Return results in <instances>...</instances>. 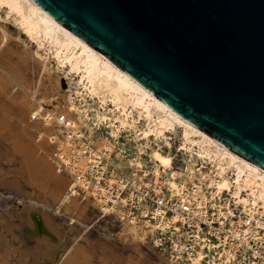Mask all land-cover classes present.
Here are the masks:
<instances>
[{"label": "bare ground", "instance_id": "obj_1", "mask_svg": "<svg viewBox=\"0 0 264 264\" xmlns=\"http://www.w3.org/2000/svg\"><path fill=\"white\" fill-rule=\"evenodd\" d=\"M4 18L13 19L36 49L28 44H22L20 51L16 49ZM32 61L41 70L36 86H32L27 72ZM59 68L68 72L69 87L55 74ZM74 83L77 90L73 93ZM16 85H22L23 90H14ZM92 100L97 105L89 102ZM62 115L73 124L71 128L60 121ZM96 126L110 134L107 139L97 137L98 149L114 150L118 140L131 138L130 134L138 141L140 152H145L151 141L156 142L150 153L155 161L154 172L159 179L167 173L166 182L175 192L187 189L189 183L198 190L205 185L219 193L229 191L246 207L264 206V167L177 112L37 0H0V183L20 187L26 182L33 189L34 198L25 199V220L38 241L29 252L14 247L7 238L8 224L0 216V264H15L14 258L18 264H38L37 260L43 261L45 256L57 252L59 237L51 210L58 208L73 221L87 225L85 219L96 207L104 211V216L120 209L116 204L103 205L81 178V144L66 134ZM176 140H180L177 150L188 156L181 170L173 167L176 157L170 153ZM6 158L19 159L18 168L5 166ZM150 233L155 234V228L133 222L122 235L131 237L133 251L120 261L115 248L92 250L78 241L72 249H61L62 264H176L178 259L168 253H158L155 259L146 256L138 241ZM46 234H51L54 246L41 242ZM156 242V246H161ZM17 251L19 255H15ZM29 255L34 256L32 261L28 260ZM202 257L200 253L190 259L193 264H205Z\"/></svg>", "mask_w": 264, "mask_h": 264}, {"label": "water", "instance_id": "obj_2", "mask_svg": "<svg viewBox=\"0 0 264 264\" xmlns=\"http://www.w3.org/2000/svg\"><path fill=\"white\" fill-rule=\"evenodd\" d=\"M177 112L264 167V0H37Z\"/></svg>", "mask_w": 264, "mask_h": 264}, {"label": "built area", "instance_id": "obj_3", "mask_svg": "<svg viewBox=\"0 0 264 264\" xmlns=\"http://www.w3.org/2000/svg\"><path fill=\"white\" fill-rule=\"evenodd\" d=\"M60 121L73 125L63 115ZM72 131L66 134L81 144V178L103 205H118L113 213L122 220L155 228L160 247H167L178 262L193 264L190 257L201 253L205 264H264V206L246 207L229 191L205 185L198 190L189 183L175 192L167 173L157 177L147 151L123 149L118 143L111 151L98 149L88 130ZM175 160L173 167L180 170Z\"/></svg>", "mask_w": 264, "mask_h": 264}, {"label": "rangeland", "instance_id": "obj_4", "mask_svg": "<svg viewBox=\"0 0 264 264\" xmlns=\"http://www.w3.org/2000/svg\"><path fill=\"white\" fill-rule=\"evenodd\" d=\"M3 14L6 15L5 12H3ZM3 23L6 24L9 31L13 35L12 42L16 49L20 51V49H22L21 47H23L22 44H28L34 50L36 49L35 43L27 39V37L24 35V32L19 30L18 25H16L13 19L4 18ZM19 56L20 54H17L16 58H19ZM30 66L32 68L31 69L29 68L27 72L31 76L32 86L34 85L36 86L41 76V70L39 68L38 69L36 68L34 61L31 62ZM55 74L61 77L64 83L66 84L68 83L69 79H68V72L66 71V69L59 68ZM67 87H69L68 84ZM14 88H15L14 90L16 91L23 90L22 85L21 86L16 85V87ZM76 90H77V86L76 83H74L72 84V92L74 93V91ZM89 102L93 103L94 105H97V103H95L93 100ZM84 130H88V129L84 128ZM88 133L95 139V142L97 141L98 136H103L106 139L110 136L107 129L98 128L97 126L93 128V130L91 129L88 130ZM129 136L131 138L124 137L122 139V142L118 140L119 143L117 144V146L120 147L123 146L122 147L123 149L125 147H126L125 149L129 147V150L134 151L138 147L137 146L138 141H136L133 135L130 134ZM111 138L112 137H110V140ZM125 143L126 145H124ZM151 144L152 145L150 146L148 145L145 147L147 148L146 151L149 154L151 153L152 146H156V142L151 141ZM179 144H180V140H176V142L174 143V148L171 150L170 153L173 157H176L175 162H177L178 165L180 164L182 167L185 164V160L187 159L188 156L187 154L185 153L182 154V152L180 153L177 150ZM6 148L7 147L5 146L4 149ZM164 149H166L165 153L169 152L167 146H165ZM8 160L10 159L6 158L5 166L7 167L11 166L13 169L18 168L19 159H17L16 161H8ZM153 164L155 169V161L153 162ZM198 164L199 166L202 165V161L199 160ZM121 165L123 167H128L126 161H121ZM175 167L178 168L177 166ZM32 192L33 189L26 182H24V184L21 185L20 187L12 183H7V186L0 183V216L4 218L3 222L6 221L8 224L7 227L8 231L6 232L7 238H9L12 241L14 247L25 252L27 251L29 252V250L35 249L38 243L36 237H34L33 232L31 231V228H29L28 223L25 220V217L27 216L28 213L27 211L28 203L26 200L27 199L29 200V198L32 197L34 198V194ZM58 210L59 212H57ZM51 212H52L51 215H53L54 218L53 227L56 228V232L59 237L57 240V244H55L56 245L55 250L57 252H55L54 255L49 254L45 256L43 261L37 260L38 264H62L64 257L62 256L63 254L60 256L59 252L61 251V249L67 246L70 247V249H72L76 245V243H78V241L88 244V247L92 250L97 249L100 251H106V250H110L111 248L112 249L115 248L117 253L121 255L118 256L119 261L124 257L131 256L133 251V247L132 245H130L131 237L130 236L122 237V235L124 236L123 233H125L127 228L131 226L132 222L130 223L125 220H122L119 214L113 213L104 216L105 215L104 211L101 208L96 207L95 210L92 211L90 215L87 216V218L85 219V222L87 223L86 225L79 221L78 222L73 221L67 215H65L63 211H60V209L58 208H56V211L51 210ZM52 241L53 239L51 237V234L43 235V239L41 240L42 243L46 242L49 243V245L54 246ZM138 242L141 243V248L146 253V256L148 257L152 256L153 259H155V257L158 256V253L165 255H167L168 253V255H172L167 247L163 249V247L155 245V243H157L156 237L152 233H150V235H148V237H146L143 240L139 238ZM104 247H106V249H104ZM15 255H19V252L18 251L15 252ZM33 259H34L33 255L28 256V260L32 261ZM13 262H15V264H18L17 259L15 258L13 259ZM176 264H185V263H180L177 261Z\"/></svg>", "mask_w": 264, "mask_h": 264}]
</instances>
